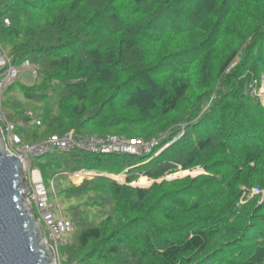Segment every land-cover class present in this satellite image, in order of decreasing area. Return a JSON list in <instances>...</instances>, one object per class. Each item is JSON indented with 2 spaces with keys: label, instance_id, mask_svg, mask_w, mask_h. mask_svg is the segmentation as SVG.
I'll return each mask as SVG.
<instances>
[{
  "label": "trees",
  "instance_id": "16d2710c",
  "mask_svg": "<svg viewBox=\"0 0 264 264\" xmlns=\"http://www.w3.org/2000/svg\"><path fill=\"white\" fill-rule=\"evenodd\" d=\"M0 42L37 69L18 92L40 109L14 99L5 111L23 140L159 139L143 155L40 159L57 173L128 169L125 183L60 182L59 198L75 201L69 264H264V199L252 194L264 191V106L245 91L264 73V0H0ZM30 126L45 131L31 139ZM197 168L206 173L132 185Z\"/></svg>",
  "mask_w": 264,
  "mask_h": 264
},
{
  "label": "built area",
  "instance_id": "2783aa9c",
  "mask_svg": "<svg viewBox=\"0 0 264 264\" xmlns=\"http://www.w3.org/2000/svg\"><path fill=\"white\" fill-rule=\"evenodd\" d=\"M5 24L10 26V21L6 19ZM23 65L31 69L35 76L37 75L36 67L29 60H26ZM20 66L14 64L12 57L0 42V128L5 135L7 148L23 161L24 176L26 177L27 188L30 190L27 191L28 201L35 210L34 212L37 213L43 227L48 231V242L58 253L63 238L74 230V223L65 215L59 216L57 214V204L50 199L42 173L34 166L33 161L48 155L72 150H83L93 154L143 155L151 153L159 139L147 140L129 138L123 135L96 137L69 132L64 135L54 134L32 143L24 142L17 133L18 125H23V123L9 120L4 109V93L20 76ZM32 123L40 125L41 120L37 118ZM252 194L263 195L264 191L255 187L252 189Z\"/></svg>",
  "mask_w": 264,
  "mask_h": 264
},
{
  "label": "water",
  "instance_id": "95a60500",
  "mask_svg": "<svg viewBox=\"0 0 264 264\" xmlns=\"http://www.w3.org/2000/svg\"><path fill=\"white\" fill-rule=\"evenodd\" d=\"M27 191L23 161L7 148L0 128V264H57Z\"/></svg>",
  "mask_w": 264,
  "mask_h": 264
},
{
  "label": "rangeland",
  "instance_id": "374dc122",
  "mask_svg": "<svg viewBox=\"0 0 264 264\" xmlns=\"http://www.w3.org/2000/svg\"><path fill=\"white\" fill-rule=\"evenodd\" d=\"M10 27V26H9ZM240 58L238 57L234 63L233 66L236 65L239 62ZM20 66V65H19ZM20 76L18 77V81H17V85L15 87V90H13V93L10 95L8 93V90L5 91L4 93V108L5 111L9 112L10 109V105L12 103V101H14V99L19 100V101H26V105L30 106L31 109H40V104L39 103H34L31 104L26 98L21 96L20 90L18 92V87L19 86H28L31 83H34L36 80V76L34 74V72L29 69L28 67H26V65L21 64L20 66ZM20 87V88H21ZM245 91L247 93H249L251 96H253L254 98H257L258 100H260L261 104L264 106V73L261 74L260 76H257L256 74L252 73L251 76L249 77L248 81L246 82L245 85ZM209 106V104L207 105V107ZM13 107V106H12ZM206 107V108H207ZM20 127V125H19ZM17 128V133L20 136H23L22 132L24 128ZM39 128H36L34 126H30L27 129V135H30L29 138L33 139L31 135H33V133L35 131H38ZM39 131H45V127H42L39 129ZM24 133V132H23ZM132 137V136H131ZM24 142H29L24 140ZM32 143V142H30ZM50 156V155H48ZM47 157V156H45ZM44 158V157H42ZM41 158L37 159V161H33L34 162V166L37 167L40 171L42 170L41 173L44 174V181L47 185L48 188V192H49V197L52 201L56 202L57 207H58V215L60 216L61 214L66 215L67 217L71 218L70 214H67V209L70 206V204H75V201L73 202H69L68 200L66 201L64 199V197L58 196V186L59 184H61L62 182L67 183L68 180H70L73 184L79 185L83 182V180L85 178H93L94 176H99V175H103V174H97L95 172H91V171H86V170H79L76 172H61L58 171V173L56 172V166L54 164V162L51 160L50 157L45 158L43 160H40ZM47 162V164H46ZM127 171L123 170L121 171L119 174H113V176H108L120 183H125L126 182V177H127ZM206 173L205 170L203 168H197L194 170H188V171H179L175 174H170L168 176L159 178L157 180L155 179H151L147 176H142L138 179H136L133 184H141V185H145L143 186V188L145 187H150L152 184H154L155 182H162L163 180H172V179H176V178H182L185 177L187 175H191L193 177L198 176L199 174H203ZM42 174V176H43ZM66 175L67 179L64 178L63 176ZM219 178H221L220 175H218ZM62 181V182H61ZM61 182V183H60ZM243 190L246 193H249V188L247 187H243ZM264 195V194H263ZM263 195H261V200H263ZM28 198V197H27ZM35 211V210H34ZM87 214L89 215L90 218H94V211L90 208L89 210H87ZM92 215V216H91ZM89 218V219H90ZM45 230V228H44ZM45 234H46V239H47V235H48V231L45 230ZM71 236V232L68 233L63 240L61 241V244L59 246V251L58 253L56 252V257H57V264H69L68 262V256L66 255V249H65V241H67L68 239H70ZM48 241V240H47ZM49 243V242H48ZM51 244V243H49ZM59 254V256H58ZM76 264V263H74Z\"/></svg>",
  "mask_w": 264,
  "mask_h": 264
}]
</instances>
